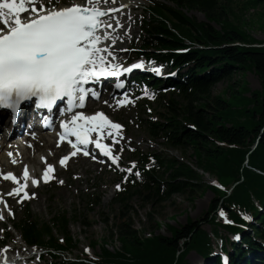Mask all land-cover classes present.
I'll return each mask as SVG.
<instances>
[{
	"label": "trees",
	"instance_id": "trees-1",
	"mask_svg": "<svg viewBox=\"0 0 264 264\" xmlns=\"http://www.w3.org/2000/svg\"><path fill=\"white\" fill-rule=\"evenodd\" d=\"M232 1L227 0L226 5ZM169 2L152 0L143 21L145 32L141 45L155 58L177 69V75L169 78L167 85L176 91L180 101L169 98L165 121L150 123L149 132L153 137L164 138L170 146L183 150L190 147L196 167L204 174L176 158L139 153L142 181L119 191L116 202L122 205V212L114 222L104 221L109 240L100 243L94 240L91 246L99 245L100 264H189L187 258L193 251L204 258L210 256L213 234L225 250L228 245L240 254L242 262L231 255V264H258L248 254L253 252L258 260H264V46H253L263 42L229 21L225 17L226 7L219 0ZM261 4L264 5V0H248L244 9H257ZM191 10L203 13L207 21L188 16ZM213 22L221 24V28L216 29ZM178 49L187 51L175 52ZM248 69L260 77L261 90L242 98L232 93L228 100L212 95L217 83ZM206 173L217 177L225 189L208 184L203 179ZM205 190H211L214 199L204 216L198 220L189 218L184 226L171 225L170 236L152 233L143 237L130 215L125 214L135 195L146 204L161 206L173 195L192 196ZM221 211L234 222L249 223L253 233L219 220ZM246 215H251L254 222ZM70 223L65 211L54 215L49 223L28 211L18 228L29 244H47L56 250L71 251L77 248V241L69 231ZM157 226L160 228L158 223ZM205 226L210 227L211 233ZM220 230L241 231L250 251L230 238L225 242L220 238ZM56 232L63 235L64 242L57 239ZM117 240L119 248L113 245ZM58 262L92 264L63 258ZM206 264H220L219 257Z\"/></svg>",
	"mask_w": 264,
	"mask_h": 264
},
{
	"label": "rangeland",
	"instance_id": "rangeland-1",
	"mask_svg": "<svg viewBox=\"0 0 264 264\" xmlns=\"http://www.w3.org/2000/svg\"><path fill=\"white\" fill-rule=\"evenodd\" d=\"M78 1L81 2V0ZM128 1H131L132 3L128 4V8L124 14L129 18L127 30L132 32H130L127 39L122 41L124 51L122 50L118 53V55L120 54L118 56L119 61L132 59V56L136 53L133 49L136 47L137 36L141 34L140 24L142 16L145 14L143 7L149 6L150 4L149 0ZM219 1L221 5L223 4V6L226 7L225 17H227L229 21L241 26L252 37L263 42L264 45V5L261 4L257 9L245 10V3L248 0H233L230 2L229 6L226 5L227 0ZM71 2L72 0H63V5H68ZM132 4L139 5L140 7L136 10L133 9L130 11L131 18L129 10L133 8L131 6ZM188 15L196 18L198 21H207L205 15L198 10H191L188 12ZM212 24L216 29L221 28V24L217 22H213ZM131 34L133 35L132 41L129 39ZM260 89V77L253 69H248L247 71L237 72V74H235L230 80H223L217 83L212 90V95L222 96L224 99L228 100L232 93L235 97H250L253 92H257ZM164 94L165 95L163 96H157L156 94L154 95L155 98L139 101L138 103H140V106L137 103L134 107L115 111L111 110L110 107H107V109L114 114L115 117H113L122 121L125 126V129L121 131L123 139L117 137L118 143H114L110 137V140L118 149L117 155L119 159L123 161V165H131L132 162L135 161L132 151L139 150L145 152H157L167 158H177L188 162L192 167L196 168V159L190 147L183 150L173 146H167L162 138H153L148 132L146 123L150 121L164 120V116H166L170 105L168 97H171L177 102L180 101V98L177 95L172 93ZM150 95H152V93H150ZM114 133L115 132H113V134ZM44 134L30 135V137L23 135L24 137L22 136L18 140V142L29 140L28 142L34 143L39 139V143L36 145L40 149H37L38 152L34 153V158H36L35 163L27 162L25 164L20 159L19 153H15L18 156L9 153L10 156L6 154V157L3 158L1 157L2 153H0V157L2 158H0L1 167L7 166L14 172L17 170L21 172L25 165L27 166L31 164L30 169L32 171H37L39 170V163L37 164L36 161L42 160L40 154H42V157H48L49 154L52 155L54 152V156L56 157L53 158V156L50 155L49 158L51 157L53 158V161H55V159L61 154L58 153L60 148L58 149L57 146L50 147L45 145L44 141L47 134ZM40 138H44V141H41ZM50 138L52 142H54V139L52 137ZM28 142L26 141V143ZM17 144L18 143L12 142L10 143V146H17ZM25 147L35 151L34 146L28 147L25 145ZM7 151L8 150H6V153ZM10 151L19 152L17 147L10 149ZM14 165H17L19 168ZM121 169L124 168H119V166L115 167L112 164H95L87 159H76L66 168L59 171V176L62 175L67 180L65 184L60 183V181L63 180L57 178V181L54 183L43 185L40 188L35 189V199H32L28 204L37 218L41 219L43 222L49 223L54 215L63 211L68 212L69 217L71 218L69 231L77 241V248H74L69 254H60V257L66 255L65 259L70 260L75 257H83L85 254L93 257L94 255L101 253L99 245L92 249L90 243L94 240L98 241V243H100V241H108V226L104 221L110 219L114 222L122 212V205L115 201L116 185H114L123 173ZM199 172L202 173V171ZM203 179L209 183L215 178L206 174ZM101 195H103V197L99 205L92 207L89 199ZM213 199L214 194L210 190L197 191L194 192L192 196L191 194L173 195L167 202L158 206L151 202L146 204L140 196L135 195L131 197L127 209L125 210V214L128 213L130 215L134 227L142 232L143 237H149L152 233L170 236L169 227L171 225L184 226L189 218L192 220L202 218L207 212ZM4 205L6 207V215L1 219L0 228L2 231L5 229L11 235L8 247L13 248L14 251L26 250L24 255L34 254L35 258L31 264H37V253H39V251H35L33 248H27L21 240L19 232L16 231L11 226L9 220L5 218L9 217L12 222H17L23 215L25 205H19L17 201L13 203L15 207L13 218H11L12 212L10 213L6 204ZM3 212L4 209L2 213ZM157 223L160 225V228L158 226L156 227ZM205 227L210 231L209 226ZM220 234L221 236L235 239V235L226 233L224 230H220ZM61 236L62 235L59 234V232L56 233L57 238H61ZM113 245L116 248L120 247L118 240L114 242ZM215 246L217 250H220L218 244ZM53 262L54 261L49 256H45V260H42L40 264H53ZM188 262L189 264H204L205 260L193 251L188 255Z\"/></svg>",
	"mask_w": 264,
	"mask_h": 264
},
{
	"label": "snow or ice",
	"instance_id": "snow-or-ice-1",
	"mask_svg": "<svg viewBox=\"0 0 264 264\" xmlns=\"http://www.w3.org/2000/svg\"><path fill=\"white\" fill-rule=\"evenodd\" d=\"M109 2L116 3V0H72L70 6L60 4L59 0L55 3L53 0H0V18H3L0 25V107L15 111L21 102L35 97L37 107L51 109L57 101L67 98L63 111L72 112L73 109L83 108L89 95L99 97L94 88L86 87L90 82L95 84L101 77L120 75L121 69L130 72L134 68L144 67L143 62L132 64L131 67L111 62L109 58L113 52L106 45L99 46L102 40L111 39L112 43H116L108 32L99 34L101 28L113 26L109 20L102 18L119 11L117 8L101 6ZM125 7L120 5V8ZM4 9L8 10L11 19L6 16ZM21 14H24L23 17ZM110 19L123 27L115 17ZM153 71L159 72L161 69L154 68ZM115 87L122 88L123 83H116ZM125 102L119 101L120 104ZM61 127L63 131L59 139L67 140L74 149L60 159L61 165H66L69 158L77 153L97 159L88 148L90 144L110 157L112 164H118L119 157L113 154L108 144L90 138L93 133L117 130L114 134L112 131H105V134L114 143H118L117 137L123 139L119 131L123 125L113 122L102 111L92 115L76 111ZM69 137H75V140ZM44 162L46 167L42 179L48 182L54 178L51 173L55 167L46 158ZM135 165L133 161L132 167L121 171L139 176L138 171L133 173ZM3 178L17 184L7 195L19 196L21 200L36 195L27 191L29 169L26 165L23 182L12 172L3 174ZM124 179L127 180V176ZM31 183L39 185L40 178L32 179ZM116 188L119 189L120 184ZM0 203L6 204L3 196H0ZM220 215L223 216L224 212L221 211ZM3 218L0 212V219ZM4 264H9L7 259Z\"/></svg>",
	"mask_w": 264,
	"mask_h": 264
},
{
	"label": "bare ground",
	"instance_id": "bare-ground-1",
	"mask_svg": "<svg viewBox=\"0 0 264 264\" xmlns=\"http://www.w3.org/2000/svg\"><path fill=\"white\" fill-rule=\"evenodd\" d=\"M76 2H80V1H78V0H76ZM129 3H132L131 1L129 2L128 0H116V3H111V2H109L108 4H104V5H102L104 8H107V7H112V8H117V9H119V11L118 12H112V13H110L109 14V16L108 17H104L103 19H105V20H109L111 23H112V27L111 28H101L100 30H99V34H101V35H103V33L104 32H108L109 33V35H110V37H112V38H114L115 40H116V43H112L111 42V39H109V40H107V41H105V40H102L101 41V44L99 45V46H107V48L109 49V50H111L112 52H113V56H111V57H116V56H118V53L119 52H121L123 49H124V47H123V43H122V41L124 40V39H127L128 38V35L130 34V32H132V31H128L127 29H128V25H127V23H128V17L124 14L125 13V11L127 10V8H128V4ZM121 4H123V5H125L126 7L123 9V8H120V5ZM70 6V5H69ZM123 10V11H122ZM131 10V9H130ZM4 12H5V14H6V16L9 18V19H11V16L10 15H8V10L7 9H5V10H3ZM23 15L24 14H21V16L23 17ZM111 17H115V19L116 20H118L119 22H120V24L121 25H123V27L121 28L119 25H117L116 23H115V21H113V20H111L110 18ZM2 21H3V18H0V25H2ZM129 24V23H128ZM126 48V47H125ZM124 51V50H123ZM149 70L150 71H152V72H154L153 71V69L151 68V66H150V68H149ZM112 119L113 120H115L116 118H114L113 116H112ZM116 121V120H115ZM26 123H27V121H25V120H21V121H19L17 124H16V127H21V126H23L24 128H23V130H20V131H18V132H14L12 135H11V138L13 139V140H11V138L9 139H6V138H4V137H2L3 135H5L6 133H7V131L8 130H5V129H7V127H8V129L10 130V128H11V124H10V122H8V120L7 121H4L3 122V124H2V126H0V153H2L1 154V157L3 158V157H6V154L7 155H9V153H12V154H15V153H19L20 154V159L22 160V162H24L25 164L28 162H31V163H35V160H36V158H34V153L35 152H38L37 151V149H40L39 147H37V145L36 144H38L39 143V139H37L34 143H30V142H28L29 140H25V142L24 141H21V142H18V140H19V138L20 137H22L23 135H25V136H28V137H30V135H41V133L42 134H44V132H37L36 131V129H35V126H33V125H31V128L29 129V130H26L28 127L26 126L25 127V125H26ZM4 128V129H3ZM25 131H28V132H26L25 133ZM46 134H47V136L45 137V141H44V138H40V140L42 141H44V144L45 145H48V146H50V147H56L57 146V148L59 149H61L62 148V146H59V145H57V143H56V137H55V139H54V136L52 135V132H46ZM45 135V134H44ZM24 137V136H23ZM50 137H52L53 139H54V142H52V140H51V138ZM26 141L28 142V143H26ZM12 142H15V143H18L17 144V146H14V145H12V146H10V143H12ZM25 145H27L28 147H33L34 146V149H35V151L33 150H30V149H27L26 147H25ZM14 147H17L18 148V150H19V152L18 151H10V149H13ZM54 149V148H53ZM6 150H8L7 151V153H6ZM57 152V151H56ZM33 153V154H32ZM16 155V154H15ZM10 156V155H9ZM16 156H18V155H16ZM51 158V157H50ZM49 157H48V161H49V159H50ZM15 159V158H14ZM17 160V159H16ZM44 163V161L43 160H38V161H36V163L38 164L39 163V165H42L43 163ZM15 167H18L17 165H14ZM19 168V167H18ZM24 169V168H23ZM21 172H23V170H21ZM16 175H19V173H20V171H16V172H14ZM7 201H8V199H6ZM3 211V208L2 207H0V212H2ZM15 259H16V256H13L12 258H11V260H13V262L15 261Z\"/></svg>",
	"mask_w": 264,
	"mask_h": 264
}]
</instances>
